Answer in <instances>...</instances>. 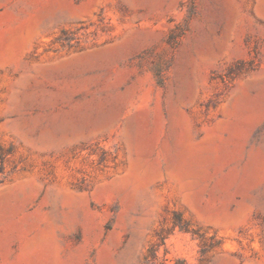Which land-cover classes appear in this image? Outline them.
<instances>
[{
	"label": "rangeland",
	"instance_id": "obj_1",
	"mask_svg": "<svg viewBox=\"0 0 264 264\" xmlns=\"http://www.w3.org/2000/svg\"><path fill=\"white\" fill-rule=\"evenodd\" d=\"M0 264H264V0H0Z\"/></svg>",
	"mask_w": 264,
	"mask_h": 264
},
{
	"label": "water",
	"instance_id": "obj_2",
	"mask_svg": "<svg viewBox=\"0 0 264 264\" xmlns=\"http://www.w3.org/2000/svg\"><path fill=\"white\" fill-rule=\"evenodd\" d=\"M125 50L126 49H125L124 46H117V47H115L113 49H110V50H105V51L92 53V54H90L88 56V59L93 54H97V55H100V56H109L110 55V56H115L118 59V58H120L121 56H123L125 54V52H126ZM86 62L87 61H84V62L81 61V62H79L77 64L80 67L81 65L85 64ZM118 117H119V115L113 121L117 120Z\"/></svg>",
	"mask_w": 264,
	"mask_h": 264
},
{
	"label": "bare ground",
	"instance_id": "obj_3",
	"mask_svg": "<svg viewBox=\"0 0 264 264\" xmlns=\"http://www.w3.org/2000/svg\"><path fill=\"white\" fill-rule=\"evenodd\" d=\"M93 55H97V54H93ZM101 58H103V56H101ZM104 58H105V57H104ZM114 58H116V57H114ZM105 59H106V58H105ZM116 59H117V58H116ZM116 59H115V60H116ZM82 66H83V65H82ZM112 115H114V114L112 113ZM116 117H117V116H116ZM116 117H115V118H116Z\"/></svg>",
	"mask_w": 264,
	"mask_h": 264
}]
</instances>
